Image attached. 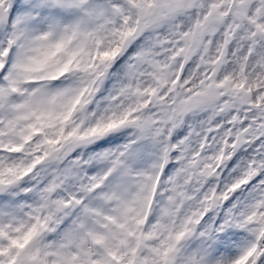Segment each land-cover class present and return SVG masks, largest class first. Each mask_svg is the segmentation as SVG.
Segmentation results:
<instances>
[{
  "label": "snow or ice",
  "instance_id": "6c2138e0",
  "mask_svg": "<svg viewBox=\"0 0 264 264\" xmlns=\"http://www.w3.org/2000/svg\"><path fill=\"white\" fill-rule=\"evenodd\" d=\"M0 264H264V0H0Z\"/></svg>",
  "mask_w": 264,
  "mask_h": 264
}]
</instances>
